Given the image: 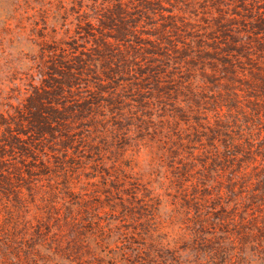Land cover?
Wrapping results in <instances>:
<instances>
[{"label": "rangeland", "instance_id": "1", "mask_svg": "<svg viewBox=\"0 0 264 264\" xmlns=\"http://www.w3.org/2000/svg\"><path fill=\"white\" fill-rule=\"evenodd\" d=\"M0 264H264V0H0Z\"/></svg>", "mask_w": 264, "mask_h": 264}]
</instances>
